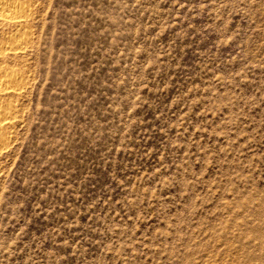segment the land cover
<instances>
[{"label":"rangeland","instance_id":"rangeland-1","mask_svg":"<svg viewBox=\"0 0 264 264\" xmlns=\"http://www.w3.org/2000/svg\"><path fill=\"white\" fill-rule=\"evenodd\" d=\"M27 2L0 264H264V0Z\"/></svg>","mask_w":264,"mask_h":264},{"label":"bare ground","instance_id":"bare-ground-1","mask_svg":"<svg viewBox=\"0 0 264 264\" xmlns=\"http://www.w3.org/2000/svg\"><path fill=\"white\" fill-rule=\"evenodd\" d=\"M27 3V0H0V26L15 31V35L0 47V156L12 141L11 129L15 126L18 112L17 107L5 99H19L25 88L24 75L3 63L7 57L22 56L30 44L29 35L24 30L30 14Z\"/></svg>","mask_w":264,"mask_h":264}]
</instances>
